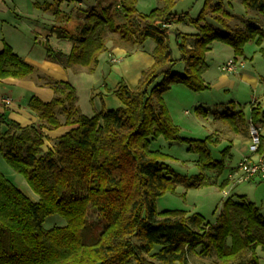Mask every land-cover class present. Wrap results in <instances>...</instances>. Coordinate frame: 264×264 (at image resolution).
Returning <instances> with one entry per match:
<instances>
[{"label":"trees","instance_id":"obj_1","mask_svg":"<svg viewBox=\"0 0 264 264\" xmlns=\"http://www.w3.org/2000/svg\"><path fill=\"white\" fill-rule=\"evenodd\" d=\"M161 1V7L142 14L139 0H120L126 20L122 26L116 25L112 9L100 2L87 12V24L79 35L61 27L50 29L58 39L72 43L69 54L46 48L49 60L66 69L94 72L109 51L108 31L119 34L123 46L141 48L153 39L155 62L136 87L124 83L116 91L123 104L119 109L83 115L75 88L55 82L50 85L57 94L54 101L44 103L34 97L29 104L41 125L22 128L0 117V153L38 196L33 202L0 171V264H189L197 250L200 258L214 259V264H259L264 215L255 204L227 200L214 225L206 224L199 214L157 210L159 198L175 193L180 184L196 187L202 179L192 183L178 175L167 163L169 156L151 150V145L161 137L173 144L182 141L163 98L171 85L182 84L195 92L210 89L204 75L212 45L221 42L243 56L246 44L257 42L264 55V29L253 24L233 29V15L222 0H206L197 20L172 13L180 0ZM243 4L264 22V0H243ZM185 23L197 33L172 30ZM171 34L180 61L187 65L184 74L173 70L177 61ZM35 73L6 45L0 54V82ZM232 109L216 117L234 131L248 126L244 113L236 112L235 105ZM60 111L65 123L58 117ZM262 113L253 108L255 122H260ZM63 125L75 128L47 147L42 128ZM188 142L203 169L222 168L213 160L207 141ZM52 216L64 218L66 226L46 229L45 220Z\"/></svg>","mask_w":264,"mask_h":264},{"label":"rangeland","instance_id":"obj_2","mask_svg":"<svg viewBox=\"0 0 264 264\" xmlns=\"http://www.w3.org/2000/svg\"><path fill=\"white\" fill-rule=\"evenodd\" d=\"M45 4H52L46 10L50 12V19L44 22V26L66 27L67 31L77 36L83 30V26L87 24V12L97 9L98 2L108 1L109 7L113 11L114 21L117 26H122L126 20L119 6L120 0H37ZM225 8L238 16H247V9L243 4V0H223ZM161 0H139L138 10L142 14H149L154 9L161 7ZM210 24L217 29H223L218 23L211 20ZM175 26V25H174ZM173 27V26H172ZM190 29L183 24L178 25L176 30L189 33ZM119 34L111 31L107 32L108 46H122L119 42ZM55 38L57 36L55 35ZM58 39V38H57ZM60 40V39H58ZM170 46L173 57L177 61L174 72L183 74L187 68L186 63L180 61L181 53L175 40V34L170 36ZM72 43L67 40L61 41L56 46L60 47L63 52H70ZM128 49V55L115 54L118 60L116 64H109L106 55H103L99 67L93 73L94 81L102 76V71H106L105 80L100 85L95 86V97L92 101H82V105L87 112L92 113V108L101 107L102 101L97 97V93L101 85L105 83L112 86L115 82H123L130 87H136L142 79L143 72L149 62L153 60L152 53L155 48L153 39H147L143 47H136L133 44L125 45ZM257 42H250L244 47L243 56H236L234 50L221 42H215L213 50L207 56L209 65L208 71L205 73L204 81L210 89L195 92L182 84H173L164 94V102L168 109L169 115L174 124L180 129V138L182 141L170 143L163 137L152 142L151 150L161 151L169 156L167 163L173 170L182 177H187L193 183L196 177L202 179L199 187L180 184L175 193H167L157 201V210L163 211H185L188 214H202L206 220V224H216L217 219L223 209L224 203L230 198L237 201L244 197V201L254 203L264 214V182L256 181L253 184H235L230 179V175L238 168L239 163L243 159L240 152L242 144L237 142L235 147H231L222 135V127H226L231 131L228 123L218 120L219 116L228 112H232V105H235L236 112L242 111L245 119L249 122L252 119L253 108L256 107V101L263 98L264 95V55L258 48ZM232 59L238 57L241 62H245V69L240 71L250 76L256 77L261 84L258 89L248 86L238 78V75H232L236 82L234 87H221L219 78L223 73L219 70V66L228 62V57ZM235 56V57H234ZM226 60V62H225ZM152 67V66H151ZM159 79L158 82H161ZM95 85V82H94ZM134 85V86H132ZM86 84L84 83V87ZM83 87V88H84ZM117 100L107 101L110 109H119L123 104L118 98ZM117 101V102H116ZM102 108V107H101ZM207 113L204 116V113ZM216 116H218L216 120ZM260 121H264L261 115ZM247 128L248 126H240ZM227 133V130H226ZM262 146H264V129L261 133ZM220 138V139H219ZM207 141L208 148L212 153L214 161L219 163L222 168L203 169L199 164L200 156L198 153L190 151L188 141ZM248 149V145H247ZM262 152V151H261ZM259 152L255 157H261ZM264 156V155H263ZM219 166V167H220ZM0 171L9 179L23 194L31 199H38V196L32 191L25 178L13 170L6 162L4 156L0 153ZM229 192L228 196L225 193ZM66 226V220L61 216H52L45 220L44 227L52 229L54 227ZM259 264H264V251L259 248L257 250Z\"/></svg>","mask_w":264,"mask_h":264},{"label":"crops","instance_id":"obj_3","mask_svg":"<svg viewBox=\"0 0 264 264\" xmlns=\"http://www.w3.org/2000/svg\"><path fill=\"white\" fill-rule=\"evenodd\" d=\"M100 2H98V4ZM109 4L110 3H108V1L102 2V5L105 8L109 7ZM205 4L206 0H180L172 10V13L176 15L188 14L191 19L197 20L200 17ZM49 7L52 10V4L45 2V4L42 5V3L38 2L37 0H0V54L4 51L7 45L19 58H21L24 62H26L36 70L35 74L30 75L24 79L9 78L0 82V117H3L7 124L16 123L19 124L22 128L30 127L33 125H41L38 114L34 113L30 109L29 104L31 99L34 97L44 103H51L52 101H54L57 97V94L50 85L55 82L69 83L75 88L78 98L77 106L79 107L83 115L93 117L104 110H115L109 108L110 105L107 101H109L110 99L114 101L117 100L116 98L118 97L115 93L119 90L123 82H115L111 86L110 84H107L106 81H104L105 83L101 85V88L97 93V97H100L102 101V108H92V113L90 114V112H87V110L84 109L82 101L84 99L86 101H92L94 99L95 86L100 85V83H102L101 81L105 80L107 72L102 71L103 78L99 77L94 81L93 73L96 70L94 72H91L88 69L82 67H71L66 69L60 64L54 63L49 60L48 52L46 49L47 47L63 52L60 47L56 46L63 40H58L57 38H55V35H52L50 33L49 26H44V22L50 19V12L46 10ZM228 12L233 15V19L231 21V27L233 29H245L249 24H253L256 27L264 29L263 17L260 16L256 11H247V16H238L230 11ZM210 21L211 19L208 20V23H210ZM183 25L188 28H192L190 29L189 34L197 33V30L193 26L186 23ZM55 26L60 27L59 25ZM177 27L178 25L173 26L172 30H176ZM61 28L67 29L66 27ZM213 45L210 52H212L213 50ZM191 46L192 45H190V47ZM108 48L109 51L105 55L107 57V62L111 65L115 64L112 62V60H115V54L118 53L127 56L129 52L128 49L124 46L122 47L114 45L113 47L108 46ZM70 52L64 53L69 54ZM210 52L208 53V55L210 54ZM234 59L237 61L241 60L238 57ZM228 60H232V57L229 56ZM154 62L155 61L153 59L148 63L145 69L153 66ZM245 66L243 68H240L239 71L234 74L223 73V75H221V77L219 78V84L221 85V87H234L236 85V82L233 79L232 75L237 74L238 78L247 86L248 84H251L253 88L258 89L259 85L261 84L259 79L250 76L247 73L240 72L245 69ZM84 83L86 84L85 87ZM256 103L257 104L254 105L256 107L254 108L263 110L262 117L264 120V95L263 98L259 101H256ZM204 116L206 115L204 114ZM58 117L62 123H65V116L61 114V111L58 113ZM217 119L218 118L216 117V120ZM259 124L261 125L263 130L264 121H260ZM73 128L75 127L66 125H63L59 129L42 128V133L47 137V147H53L61 137H63ZM221 129V133L223 132L222 135H226L224 136V138H226V140L231 143V147H235V144L237 142L242 144L240 152H242V155L244 157V155L247 153V145H249L250 141L248 129L240 128L238 131H234L232 129L230 131L226 127H222ZM7 130L8 126L6 125L3 127V131L6 132ZM260 152L263 156L264 146H262V150H260ZM1 154L3 155V153ZM257 158L258 157H255L254 159ZM197 178L199 177H196L194 181H197ZM253 183H256V181L248 184ZM199 186L200 184H198L196 187ZM229 194V192H226L225 196H228ZM244 197H241V200H244ZM31 200L36 203L38 199ZM199 215L204 217L202 214ZM197 253H199V250H197L196 253L190 255L189 264H214V259H202L198 256Z\"/></svg>","mask_w":264,"mask_h":264},{"label":"built area","instance_id":"obj_4","mask_svg":"<svg viewBox=\"0 0 264 264\" xmlns=\"http://www.w3.org/2000/svg\"><path fill=\"white\" fill-rule=\"evenodd\" d=\"M112 62L116 64L118 60L115 59ZM244 66V62L232 59L221 65L219 70L224 74H234ZM248 132L250 141L247 153L239 163L238 168L230 175V179L236 184H248L254 181L264 182V156L254 159L261 150L262 127L252 118L248 122Z\"/></svg>","mask_w":264,"mask_h":264}]
</instances>
